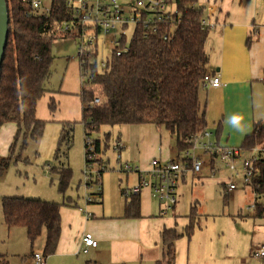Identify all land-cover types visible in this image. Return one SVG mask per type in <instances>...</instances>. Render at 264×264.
<instances>
[{
  "label": "trees",
  "instance_id": "1",
  "mask_svg": "<svg viewBox=\"0 0 264 264\" xmlns=\"http://www.w3.org/2000/svg\"><path fill=\"white\" fill-rule=\"evenodd\" d=\"M193 1L196 0H177L181 4V20L168 39L161 35L144 36L137 30L128 41L125 53H112L103 69L90 68L92 79L82 83L80 94L81 123L84 135L93 140L96 163L105 164L103 155L114 141L104 126L151 124L156 129L163 128L174 139L178 157L190 148L193 136L207 129L200 92L206 88L203 78L207 73L205 42L209 28L201 24L205 7L197 1L191 7ZM6 2L9 24L0 68V128L13 123L16 131L7 155L0 157V177L11 160H22L28 144L38 141L43 134L45 121L36 118V103L47 91L46 83L52 73L53 41L67 37L62 36L57 27L68 17L59 0L53 2L46 15L35 13L23 0ZM252 38L250 32L248 46ZM96 96L101 98L99 104L92 103ZM54 105L50 100L51 110ZM220 130L221 125H218L213 132L216 138ZM73 132L72 122L62 124L54 155L44 164L49 167L48 175L57 176L56 186L62 196L72 179L71 167L63 162L73 144ZM255 146L264 147V119L254 122L253 130L245 135L239 147L248 151ZM214 156L217 155L211 157ZM255 173L252 185L244 187L262 191L263 162L256 164ZM1 202L7 226H23L31 244L44 233L42 256L47 258L54 254L61 232L63 203L23 196H3ZM196 215L192 205L189 223L183 232L175 228H164L160 232L164 264H173L174 241L183 234L190 238ZM252 216L261 217L260 209ZM125 217H141L139 193L127 195ZM0 264H9L1 253Z\"/></svg>",
  "mask_w": 264,
  "mask_h": 264
},
{
  "label": "crops",
  "instance_id": "2",
  "mask_svg": "<svg viewBox=\"0 0 264 264\" xmlns=\"http://www.w3.org/2000/svg\"><path fill=\"white\" fill-rule=\"evenodd\" d=\"M196 1L198 5L205 7V11L209 9V19L213 23L208 29L205 42L208 55L207 73L218 76L225 83L224 86L206 87L200 92V100L205 108L206 130L211 132L210 137L221 146L239 148L245 135L253 130L254 122L263 120L264 117V0ZM250 32L253 38L248 46L246 41ZM68 58L64 62L65 66L59 79V65L55 70L54 64L52 65V73L46 83L47 91L36 103V118L45 121V126L41 138L30 142L23 152V159H27V164L42 158L51 160L62 124L73 118H82L80 65L77 58ZM50 100L54 101V110L49 107ZM218 125H221V130L216 138L213 132ZM15 131L16 126L13 123L0 128V157L7 155ZM111 139L123 141V161H128L140 169H147L153 158L163 160L177 155L174 139L168 131L163 128L156 129L151 124H129L124 129L121 127L115 136L111 134ZM198 154L204 161L202 168L206 169H201L204 173L227 174L225 177L213 179L224 184V190L228 191L226 183L230 172L224 161L200 150ZM83 156L85 160V151ZM103 156L107 168L102 172L101 189L96 199L94 197L92 201L80 204L73 194H67L66 199L62 196L63 200L59 202L63 203L60 208L61 232L53 255L72 258L87 255L84 262L81 258L74 260L73 264H164L160 232L164 228L184 231L189 223L192 205L197 213L195 201L198 202V199L192 196L194 182L209 177L201 171L197 174H187L178 184L177 203L165 215H160V203L152 196L151 189L142 187L139 191L141 217L128 218L125 217V202L130 193L124 194V191L139 181V173L120 171L116 154L111 148ZM110 157L115 160L112 164L109 162ZM17 161L14 160V163ZM63 163L70 166L68 156ZM41 167L46 174V166ZM247 213L252 216L249 210ZM84 232H90L97 241V246L90 247L87 253L79 250ZM189 239L183 234L174 241L173 264H190ZM262 244L264 243L252 249V258L264 260V257L255 255ZM219 251H208L203 242L197 249L198 254H193V262L197 260L194 264H200L202 261L205 264H220L208 263L206 258L208 256L211 261H216ZM34 253L42 254L38 250L32 251L31 254ZM232 256L241 258L239 255ZM44 264H47L46 258Z\"/></svg>",
  "mask_w": 264,
  "mask_h": 264
},
{
  "label": "built area",
  "instance_id": "3",
  "mask_svg": "<svg viewBox=\"0 0 264 264\" xmlns=\"http://www.w3.org/2000/svg\"><path fill=\"white\" fill-rule=\"evenodd\" d=\"M37 14L46 15L56 0H23ZM63 2L68 17L63 19L57 27L62 36L74 37L77 41V56L80 65L82 83L92 79L91 67L100 69L106 67L108 57L115 53L121 55L128 50V41L136 33L141 31L144 36L161 35L168 39L173 35L174 29L181 20V4L177 0H59ZM196 5L193 1L192 6ZM209 10V9H207ZM201 24L203 27L213 26L208 11ZM110 45L109 56L99 58L100 53ZM86 67V68H85ZM205 87L224 86L218 76L205 74ZM264 81V76L262 77ZM101 98L96 96L92 103L99 104ZM211 132L204 130L191 139V146L184 151L181 157L177 155L170 159L153 158L147 169H140L128 161H123L121 150L123 141H114L111 149L116 154V161L120 171L125 173H139V181L125 189L124 194L139 193L142 187H149L152 196L159 201L160 215H165L177 203V188L180 181L187 174H197L201 171L204 161L199 156L198 150L207 155L216 154L230 172L226 183L228 191L238 187L236 180L240 179L242 187H250L255 176L256 164L264 163V147L255 146L248 151L237 147H223L211 137ZM85 160L83 167L84 182L88 187L94 188L95 199L101 189L100 179L106 166L95 161L94 143L89 135H84ZM14 160H11V163ZM49 167H46V170ZM249 189V188H248ZM252 202L247 207L253 214L260 209L264 216V189L258 191L251 189ZM94 197L87 195V201ZM86 201V202H87ZM79 250L87 253L90 247H96L97 241L90 232H84L81 236ZM256 256L264 257V244L257 250ZM32 264H42L44 259L41 253L32 255Z\"/></svg>",
  "mask_w": 264,
  "mask_h": 264
},
{
  "label": "rangeland",
  "instance_id": "4",
  "mask_svg": "<svg viewBox=\"0 0 264 264\" xmlns=\"http://www.w3.org/2000/svg\"><path fill=\"white\" fill-rule=\"evenodd\" d=\"M77 41L74 37H66L53 41L52 50L55 55L54 68L57 66V78L65 66L68 57L77 56ZM106 49L100 53L99 58L109 56L110 45H105ZM75 59V60H77ZM64 63V64H63ZM264 116V108L263 113ZM264 119V117H263ZM79 118H73V144L69 150L68 160L72 167V179L67 194H73L79 203H86L87 195L94 197V188L88 187L83 178L84 165V134L82 123ZM127 125L104 126L103 129L111 131L113 136L122 127ZM26 154V153H25ZM112 155V154H111ZM43 156H41L42 158ZM109 162L112 164L113 158ZM106 163V160L104 158ZM46 159L34 161L27 164L23 160L12 162V165L5 170L0 177V253L5 255L9 264H32V251L42 252L44 247L45 235L42 233L32 244L26 236V229L23 226L6 225L2 215V197L23 196L28 198H44L61 202L62 195L57 190V176L48 175L43 172L41 167ZM106 165V164H105ZM28 166L27 168H24ZM107 166V165H106ZM206 169L205 167L202 170ZM108 170V169H107ZM209 178L195 180L192 196L198 199L197 214L194 220V227L190 236V264L193 262V254H198L197 249L204 242L210 250H220L216 261H211L206 256L208 263L220 262V264H264L263 258H252V249L264 243V217H252L247 215V206L252 202V195L248 188H242L241 181L236 180L238 187L234 190L225 191L221 183L214 178L225 177V172L216 174L204 173ZM27 173V174H26ZM27 175V176H26ZM182 203V202H181ZM205 238L209 239L206 240ZM205 239V240H204ZM217 243V244H216ZM215 244V245H213ZM232 255H239L241 258H233ZM86 254L80 257H63L50 255L46 258L47 264H73L76 259L86 260ZM232 256V257H230ZM50 257H52L50 259ZM248 258V259H246ZM252 258V259H250ZM43 259H45L43 257ZM49 261V262H48ZM205 264L204 261L199 262ZM44 264V263H42Z\"/></svg>",
  "mask_w": 264,
  "mask_h": 264
},
{
  "label": "water",
  "instance_id": "5",
  "mask_svg": "<svg viewBox=\"0 0 264 264\" xmlns=\"http://www.w3.org/2000/svg\"><path fill=\"white\" fill-rule=\"evenodd\" d=\"M8 24V5L6 0H0V68L8 38Z\"/></svg>",
  "mask_w": 264,
  "mask_h": 264
}]
</instances>
